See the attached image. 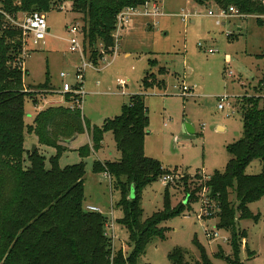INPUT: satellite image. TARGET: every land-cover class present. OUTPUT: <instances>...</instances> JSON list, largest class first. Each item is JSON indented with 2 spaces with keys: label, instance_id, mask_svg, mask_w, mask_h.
Wrapping results in <instances>:
<instances>
[{
  "label": "rangeland",
  "instance_id": "374dc122",
  "mask_svg": "<svg viewBox=\"0 0 264 264\" xmlns=\"http://www.w3.org/2000/svg\"><path fill=\"white\" fill-rule=\"evenodd\" d=\"M218 7L213 0L206 6L194 0H163L164 15L155 20L157 24L151 18L135 17L132 25L121 32L118 51L105 53L84 74L82 113L91 125L102 126L106 119L120 116L133 96L143 95L149 117L145 154L170 170L141 190L139 206L143 221L169 208L181 212L160 224L165 229L164 237L148 241L138 255V264H174L171 256L178 251L184 254L185 263L203 264L199 245L205 248L211 264H264V197L249 204L251 213L259 215L258 220L253 216L241 218L237 213L236 230L246 232V237L236 256L231 228H218V204L207 186L211 176L226 171L231 159L228 147L243 135L242 97L256 94V88L264 82V25L258 23L256 15L240 11L220 20ZM209 10L215 16H210ZM25 14L8 19L15 25L13 20ZM184 14L196 21L185 22ZM45 15L51 28L48 36L35 43L33 37L22 33L17 61L27 70L26 90L33 91L24 105L26 148L32 152L36 144V151L46 157V168L50 169L57 150L37 144L36 135L28 129L41 110L73 102L70 94L63 93V83L76 85L77 68L83 60L80 52L70 49L69 28L77 24L82 32L86 21L82 13L72 11L71 1ZM261 18L264 20V15ZM222 20L225 24L218 23ZM84 55L89 60V53ZM62 72L69 75L63 79ZM149 75L151 83L146 80ZM47 80L54 90L38 87ZM119 80L126 81V85H120ZM184 85L191 90L182 92ZM66 95H70L71 102ZM224 96L228 97L226 107L220 109V98ZM186 123L194 129L191 139L182 137ZM88 137L86 133L79 135L68 144L59 156V165H85L84 208L99 209L107 218L106 234L112 239L114 251L122 250L131 257L136 247L131 232L122 223L131 204L122 205L123 193L115 177L94 169L97 160L116 161L121 153L113 133L108 132L102 147L83 157L80 148L91 145ZM262 168L261 162L254 160L246 172L258 174ZM165 176H170L167 182ZM229 199L237 204L234 190H230ZM213 229L229 241L208 238L206 233Z\"/></svg>",
  "mask_w": 264,
  "mask_h": 264
},
{
  "label": "trees",
  "instance_id": "16d2710c",
  "mask_svg": "<svg viewBox=\"0 0 264 264\" xmlns=\"http://www.w3.org/2000/svg\"><path fill=\"white\" fill-rule=\"evenodd\" d=\"M65 1L72 2L73 12L83 14L86 21L82 28L84 50L89 53V60L97 65L105 53H113V33L120 11L141 6L147 0H1L0 264H138V255L148 241L155 236L164 237L165 229L160 224L181 212V209L169 208L143 221L139 206L141 190L170 172L158 160L145 154L149 117L143 95L133 96L120 116L106 119L102 126L91 125L81 107L60 104L41 110L28 132L36 135L37 144L57 150L50 169L46 168V157L40 151L32 153L26 148L24 105L33 91L26 90L24 77L27 70L17 61L23 31L8 17L16 19L20 13L39 11L45 14L60 10ZM194 1L201 6L210 2ZM213 1L219 9L234 6L241 13L256 15L258 23L264 25L261 18L264 0ZM151 78L149 75L146 79L148 83L153 82ZM38 87L54 90L49 80ZM256 90V94L242 97L244 131L242 137L228 147L231 159L226 171L215 173L207 182L210 196L219 208L217 226L226 230L231 228L236 256L241 240L246 237V232L241 234L236 230L237 213L240 212L241 218L253 216L258 220L259 215L251 213L249 204L264 197L263 81ZM69 96H65L67 100L71 99ZM34 102L38 101L35 99ZM108 132L113 133L121 156L116 161L97 160L94 169L115 177L123 193L122 205L131 204L122 219L136 247L131 257H126L122 250L114 251L112 239L106 234L107 218L99 211L85 210V165L65 168L59 165L60 154L79 135L87 133L90 136L91 145L80 148L81 155L87 157L102 147ZM26 155L29 164H26ZM254 160L261 162L262 171L248 174L246 169ZM132 189L134 197L131 198ZM230 190L236 193V205L229 199ZM199 249L202 263L211 264L205 248L199 245ZM183 257L184 254L178 251L171 259L174 264H187Z\"/></svg>",
  "mask_w": 264,
  "mask_h": 264
},
{
  "label": "built area",
  "instance_id": "2783aa9c",
  "mask_svg": "<svg viewBox=\"0 0 264 264\" xmlns=\"http://www.w3.org/2000/svg\"><path fill=\"white\" fill-rule=\"evenodd\" d=\"M219 19H228L229 17L234 16L233 14H238L239 10L231 6L229 9H220ZM163 0H147L143 5L137 6V7H126L120 13L117 15V22H116V28L113 33V37L115 40V45L113 48V53H116L120 46V36L121 32L123 30H126L128 27H130L133 23V20L135 17H146L151 18L154 20V24H157L155 22L156 19L163 16ZM210 16H215V13L210 10L209 11ZM183 20L185 22H188L190 19L188 14L183 15ZM223 21V20H222ZM218 22V23H222ZM13 23H15L16 26L22 29L23 34L25 37H33L35 43L43 41L46 39L50 32V28L47 23L46 15L43 13H40L39 11H35L29 14H25V16L17 21L13 20ZM69 31L72 35V37L68 40L70 43V49L73 52H80L82 55V64L78 66L77 72H76V85L73 86L69 82L63 83V93L64 94H70L74 100L71 102V108L73 107H81L82 108V102L84 97V91H83V83L85 78V71L88 67L94 65L93 62L90 60H87L84 55V46H83V37L82 32L80 31V27L77 24H74L72 27L69 28ZM79 35H81V38H79ZM104 52V50H102ZM69 75V73L62 72L61 77L64 79ZM119 84L124 86L126 85V81L119 80ZM182 92L186 93L191 90V88L187 85H184L182 87ZM228 100L227 96H224L220 98L219 108L225 109L226 101ZM170 179V176H165L164 181L167 182ZM88 210L92 211H99L98 208L89 206L87 207ZM208 238L210 239H222L224 242H228L229 239L225 236H221L219 231L217 229H213L212 231H208L207 233Z\"/></svg>",
  "mask_w": 264,
  "mask_h": 264
},
{
  "label": "water",
  "instance_id": "95a60500",
  "mask_svg": "<svg viewBox=\"0 0 264 264\" xmlns=\"http://www.w3.org/2000/svg\"><path fill=\"white\" fill-rule=\"evenodd\" d=\"M193 134H194V129L188 123H186L183 127L182 137L187 138V139H191V138H193ZM36 147H37V145L34 144L33 148H32V153H34L36 151ZM130 197L131 198L134 197V189H132V193H131Z\"/></svg>",
  "mask_w": 264,
  "mask_h": 264
},
{
  "label": "crops",
  "instance_id": "0c3cea01",
  "mask_svg": "<svg viewBox=\"0 0 264 264\" xmlns=\"http://www.w3.org/2000/svg\"><path fill=\"white\" fill-rule=\"evenodd\" d=\"M209 11H210V10H209ZM213 12H214V11H213ZM194 18H195V17H194ZM195 21H196V20H194V19L191 20V22H193V23H194ZM222 24H225V21H222ZM49 28H50V27H49ZM240 29H241V28H240ZM50 30H51V28H50ZM120 44H121V40H120ZM58 92L60 93V91H58ZM58 92H57V93H58ZM59 93H58V94H59ZM58 94H56V95H58ZM58 96H61V95H58ZM220 127L224 129V127H222V126H220ZM220 127H219V128H220ZM86 134H87V133H86ZM78 137H79V136H78ZM78 137H77V138H78ZM88 138H89V141H90V136H89Z\"/></svg>",
  "mask_w": 264,
  "mask_h": 264
}]
</instances>
